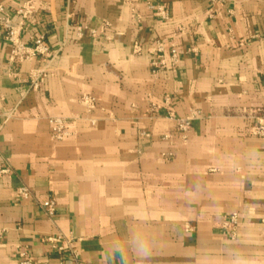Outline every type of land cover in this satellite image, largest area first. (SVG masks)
Returning a JSON list of instances; mask_svg holds the SVG:
<instances>
[{
	"label": "crops",
	"instance_id": "crops-1",
	"mask_svg": "<svg viewBox=\"0 0 264 264\" xmlns=\"http://www.w3.org/2000/svg\"><path fill=\"white\" fill-rule=\"evenodd\" d=\"M26 2L23 40L43 36L52 54L12 65L0 31V264H264V139L252 135L264 105V0L0 5L17 25ZM158 41L179 61L154 72ZM35 69L48 72L38 89ZM83 93L98 100L91 114ZM168 112L196 117L186 140ZM62 116L78 118L74 134L55 141L49 119ZM48 199L52 215L40 206ZM58 234L76 257L44 240ZM135 237L152 245L150 259L132 250Z\"/></svg>",
	"mask_w": 264,
	"mask_h": 264
},
{
	"label": "built area",
	"instance_id": "built-area-1",
	"mask_svg": "<svg viewBox=\"0 0 264 264\" xmlns=\"http://www.w3.org/2000/svg\"><path fill=\"white\" fill-rule=\"evenodd\" d=\"M153 8V6H151ZM159 15L163 18L168 19V14L163 7H158L157 9ZM34 6L30 2H26L16 10L17 16L20 21L17 25L13 24L12 16L6 12L4 6L0 5V31L3 33L4 39L10 45V56L9 62L12 65L21 64L25 61L33 60L37 57H48L52 54L50 48L46 45L44 37L40 36L32 41V44H27L22 38V31L25 28L26 20L33 14ZM132 20L138 23L141 17L138 13L134 12L132 14ZM108 24L103 26V31L106 30ZM83 26H77L78 34L81 35ZM93 37L97 34L95 31H91ZM134 52L140 54L142 51L139 42L134 43ZM154 56L152 61L153 71L156 72L161 68H167L168 66H176L179 61L178 48L175 45L166 47L163 41H158L152 50ZM48 76V72L45 69H35L29 73L30 87L33 89H38L45 81ZM262 91L264 95V85L262 86ZM79 104L82 106L86 114H91L98 105V100L96 97L83 93L78 99ZM169 102V98L166 99V103ZM160 109L159 106H154V110ZM168 117L174 119L179 132L182 134L183 140H186V134L190 129L195 116L179 117L175 116L172 112L167 113ZM2 116L0 112V117ZM253 117L255 118V125L252 128V135L255 137L264 139V105L257 108L254 112ZM77 117H52L49 119L51 127V135L53 140L62 141L74 134L73 127L77 121ZM91 124H95L94 119H90ZM19 194L24 198H30L32 192L29 188L23 186L19 189ZM40 206L43 210L52 215L56 210V202L54 199H48L43 201ZM237 224V215L234 214L229 219V230L232 234L235 233V226ZM44 240L57 252L69 251L74 257H76L73 250V240L61 234L51 235L44 238ZM21 257H24L23 253H20ZM22 264H32L30 260L24 259Z\"/></svg>",
	"mask_w": 264,
	"mask_h": 264
},
{
	"label": "clouds",
	"instance_id": "clouds-1",
	"mask_svg": "<svg viewBox=\"0 0 264 264\" xmlns=\"http://www.w3.org/2000/svg\"><path fill=\"white\" fill-rule=\"evenodd\" d=\"M254 155H259V154L254 153ZM131 243H132V250L136 253L137 256H139L142 259V261L151 258L152 245L149 243V241L141 237H135ZM116 250L121 252V254H123V249L120 246H117ZM234 264H250V262L237 258L234 261Z\"/></svg>",
	"mask_w": 264,
	"mask_h": 264
}]
</instances>
